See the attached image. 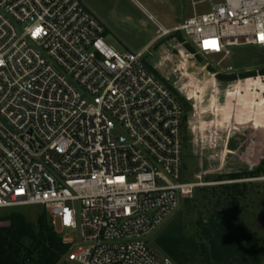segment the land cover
Masks as SVG:
<instances>
[{
    "label": "built area",
    "instance_id": "obj_1",
    "mask_svg": "<svg viewBox=\"0 0 264 264\" xmlns=\"http://www.w3.org/2000/svg\"><path fill=\"white\" fill-rule=\"evenodd\" d=\"M205 1L174 29L149 15L158 39L264 49V0ZM146 63L108 44L84 0H0V211L44 207L69 245L58 264H177L148 240L184 199L252 180H184L185 107Z\"/></svg>",
    "mask_w": 264,
    "mask_h": 264
},
{
    "label": "rangeland",
    "instance_id": "obj_2",
    "mask_svg": "<svg viewBox=\"0 0 264 264\" xmlns=\"http://www.w3.org/2000/svg\"><path fill=\"white\" fill-rule=\"evenodd\" d=\"M221 2L223 0H213L214 4ZM193 3H197L196 6ZM211 8L212 3L205 0L98 1L108 44L122 54L143 52L144 59L186 101L188 124L185 130L184 180L188 182L198 181L196 176L201 175L202 182L214 183L220 175L254 171L264 158V131L259 133L253 129L262 126L264 130V78L224 82L216 77L218 74L239 75L263 69V48L232 47L228 57L193 54L185 46L186 39L183 37L182 42L173 34L162 39L159 48L144 49L158 29L149 19V14L168 27L195 13H208ZM230 67L233 70H229ZM259 80L260 90L256 93V81ZM261 178L247 182L250 183L248 198L241 203V211L237 215L243 219L247 234L259 238L264 246V180ZM217 186L199 187L184 200L200 196V188ZM205 205L203 203L194 211L191 202L183 201L176 213L148 240L150 248L159 256H167L160 253L156 239L180 220L188 225L196 222L202 216L200 213L207 217L209 209ZM12 210L23 213L33 223L46 213L42 206H30L1 210L0 218ZM70 234L69 230L64 232V235ZM73 237L78 242L80 230L73 233ZM259 264H264V255Z\"/></svg>",
    "mask_w": 264,
    "mask_h": 264
},
{
    "label": "trees",
    "instance_id": "obj_3",
    "mask_svg": "<svg viewBox=\"0 0 264 264\" xmlns=\"http://www.w3.org/2000/svg\"><path fill=\"white\" fill-rule=\"evenodd\" d=\"M180 41L183 36L177 34ZM190 53L197 54L189 44L185 45ZM159 47L155 46L157 49ZM146 66L159 77L166 86L179 97L185 106V100L161 77L149 64ZM212 70V69H211ZM224 82L240 79L264 77V68L259 71L239 75H216ZM256 93L260 90V80L256 81ZM262 86V83H261ZM264 93V90H263ZM188 116L185 117L187 127ZM187 129V128H186ZM263 132V127H254ZM264 177V158L254 171L220 175L217 182L238 181ZM250 183L237 182L220 184L217 187L200 188L201 195L193 200L192 209L198 210L203 203L209 210L208 216L202 213L196 222L184 225L180 220L156 239L161 254L167 255L177 264H259L264 255L261 240L245 231L244 221L238 217L241 203L248 198ZM213 209L211 210V208ZM69 245L58 235L46 213L39 216L36 223L26 215L12 210L0 218V264H58L68 251Z\"/></svg>",
    "mask_w": 264,
    "mask_h": 264
},
{
    "label": "crops",
    "instance_id": "obj_4",
    "mask_svg": "<svg viewBox=\"0 0 264 264\" xmlns=\"http://www.w3.org/2000/svg\"><path fill=\"white\" fill-rule=\"evenodd\" d=\"M98 1L100 0H84V4L87 7V9L89 11H91L97 18H100V14H99V9H98ZM152 15V14H149ZM154 16V15H152ZM155 17V16H154ZM150 19V18H149ZM155 19L158 21V19L155 17ZM151 20V19H150ZM186 19H182L181 22L179 24H174V25H169L168 27L165 26L164 24H162L160 21H158L161 25H163L164 27L168 28V29H174L175 27L179 26L183 21H185ZM101 21V20H100ZM153 21V20H152ZM155 26L157 27V24L155 23V21H153ZM158 28V27H157ZM158 30V29H157ZM106 35H107V30H106ZM160 41L157 37V34L151 38V40L148 42V44L145 46L144 49L150 48L151 47H155V46H160ZM159 48V47H158Z\"/></svg>",
    "mask_w": 264,
    "mask_h": 264
},
{
    "label": "snow or ice",
    "instance_id": "obj_5",
    "mask_svg": "<svg viewBox=\"0 0 264 264\" xmlns=\"http://www.w3.org/2000/svg\"><path fill=\"white\" fill-rule=\"evenodd\" d=\"M39 31V30H38ZM261 41H264V35L260 36ZM207 43V42H206ZM67 222V221H66Z\"/></svg>",
    "mask_w": 264,
    "mask_h": 264
}]
</instances>
